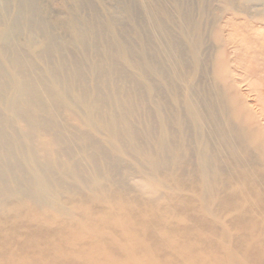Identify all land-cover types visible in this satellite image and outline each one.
I'll return each mask as SVG.
<instances>
[{"label": "bare ground", "instance_id": "bare-ground-1", "mask_svg": "<svg viewBox=\"0 0 264 264\" xmlns=\"http://www.w3.org/2000/svg\"><path fill=\"white\" fill-rule=\"evenodd\" d=\"M257 1L223 0L232 14ZM37 9L8 0L0 17V264H264V92L245 70L264 32L236 24L231 68L223 50L203 54L205 1L199 22L178 6L187 47L162 39L171 70L126 40L115 50L141 93L115 61L70 54Z\"/></svg>", "mask_w": 264, "mask_h": 264}, {"label": "rangeland", "instance_id": "rangeland-1", "mask_svg": "<svg viewBox=\"0 0 264 264\" xmlns=\"http://www.w3.org/2000/svg\"><path fill=\"white\" fill-rule=\"evenodd\" d=\"M7 1L0 0V17H6L10 10L11 6H8V11L5 10ZM204 1L207 15L203 25L205 47L203 54L211 60L216 57L219 50H223L230 61L231 68H235L236 65L233 59L239 51L235 47V41H238L239 37L236 34H231L232 29H235L238 25L237 29L240 28L239 30L243 33L241 27L248 22L250 23L249 26L252 27L249 34L250 37H253L252 39L259 36L260 32H264V23L257 22L253 20L254 18L249 17L255 12V9L256 11L264 9V0H259L257 1L258 4L255 2L254 5L243 2L244 6L242 5V8H250L249 12H238L237 14L227 12L223 0ZM35 2L38 8L35 18L41 20L50 31L57 35L60 41L69 44L70 54H81L80 52L84 50L92 58H106L115 61L118 64L116 66L118 72L114 71L113 76L122 75L123 78L126 76L123 80L124 86L129 88L130 91L131 88L137 85L141 93L143 86L139 82L137 70L120 61L115 50L124 44V40H126L127 44L129 42L134 58L141 61L143 58L142 52L146 51L159 65L169 71L172 68V60L167 54L169 51H166L165 45H170L171 40H173L187 47V42L180 28L182 22H179L178 19L180 17L178 6H182L186 15L196 22H199L202 17L200 11L201 0H35ZM232 16H234L235 23L230 24L232 26L226 25L225 19ZM111 19L118 28L122 42H116L115 39L111 38L108 24ZM221 27L224 40L216 41L212 34L213 30ZM245 35L247 34L245 33ZM42 39L41 35H35V40L38 42ZM162 39L167 40L165 45L162 43ZM11 47L22 48L23 46L19 42H13ZM108 48L112 49L113 52L106 53L105 50L107 51ZM186 57L189 62H192L191 56ZM259 57V60L257 59L259 64L255 66L257 71L254 75L251 72V67H249L251 70L247 67L245 70L247 69V73L250 74L247 76L248 80L255 79L259 81L255 88L264 92V57ZM95 59H90L87 63L91 64ZM252 59L254 58L252 57ZM143 69L146 73L149 71L150 74L148 66L143 67ZM240 70L244 72V69L238 68L239 72H241ZM153 78L163 96L170 98L169 88L167 89V86L160 81L158 76L153 75ZM176 86L182 90L183 86L179 82L176 83ZM243 91L248 92L249 87L243 86ZM255 95L256 91L250 92L249 98H253ZM146 108L153 110L154 106L146 104Z\"/></svg>", "mask_w": 264, "mask_h": 264}]
</instances>
